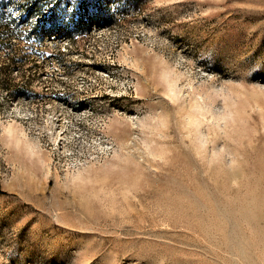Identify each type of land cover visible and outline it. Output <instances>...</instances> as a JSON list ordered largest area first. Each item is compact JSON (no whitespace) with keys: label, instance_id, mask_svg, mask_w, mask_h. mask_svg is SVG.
I'll use <instances>...</instances> for the list:
<instances>
[{"label":"rangeland","instance_id":"374dc122","mask_svg":"<svg viewBox=\"0 0 264 264\" xmlns=\"http://www.w3.org/2000/svg\"><path fill=\"white\" fill-rule=\"evenodd\" d=\"M0 45V264H264V0H0Z\"/></svg>","mask_w":264,"mask_h":264},{"label":"bare ground","instance_id":"6f19581e","mask_svg":"<svg viewBox=\"0 0 264 264\" xmlns=\"http://www.w3.org/2000/svg\"><path fill=\"white\" fill-rule=\"evenodd\" d=\"M92 97V96H91ZM63 107V106H62ZM89 107V106H88ZM79 109V108H78ZM83 109V108H82ZM62 110H64L65 111V109H62ZM70 110V109H69ZM86 110V109H85ZM93 110V109H92ZM81 111H83V110H81ZM80 111V112H81ZM90 111V110H89ZM94 111V110H93ZM75 113V112H74ZM79 113V112H78ZM82 113H84V112H82ZM92 113V112H91ZM57 114V113H56ZM55 114V115H56ZM60 114V113H59ZM76 114V113H75ZM93 114V113H92ZM63 115V114H62ZM85 115V114H84ZM31 116V115H30ZM88 116V115H87ZM92 116V115H91ZM63 117V116H62ZM65 117V116H64ZM76 117H77V115H76ZM84 117V116H83ZM89 117V116H88ZM79 118V117H78ZM82 118V117H81ZM63 119V118H62ZM76 119V118H75ZM58 120V119H57ZM83 120V119H82ZM82 120H79V121H82ZM64 121V120H63ZM71 121V120H70ZM85 121V120H84ZM45 122V121H44ZM47 122V121H46ZM65 122V121H64ZM73 122V121H72ZM100 122H102L103 123V121H100ZM99 123V122H98ZM102 123H101V125H102ZM47 124H52V128L54 129V127H53V123H51V120H50V123H48L47 122ZM69 124H70V122H69ZM63 125V124H62ZM66 124H64V126H65ZM44 126H45V124H44ZM55 126V125H54ZM61 126V125H60ZM70 126V125H69ZM69 126H68V128H69ZM99 126V125H98ZM103 126H105V125H103ZM42 127V126H41ZM59 127V126H58ZM72 127V126H71ZM74 127V126H73ZM80 127V126H79ZM44 128V127H43ZM49 128V127H48ZM51 128V127H50ZM63 128H65V127H63ZM75 128H77V127H75ZM100 128V127H99ZM6 129H8V127L6 128ZM5 129V130H6ZM67 128H65V130H66ZM98 129V128H97ZM44 131H45V129H43ZM48 130V129H47ZM73 130H75V129H73ZM50 131V130H49ZM52 131V130H51ZM56 131V130H55ZM80 131V130H79ZM81 131H83V130H81ZM88 131H90V130H88ZM95 131V130H94ZM93 131V132H94ZM101 131H103V130H101ZM54 132V131H53ZM70 132V131H69ZM76 132V131H75ZM86 132H87V130H86ZM92 132V131H91ZM90 132V133H91ZM97 132V131H96ZM9 133V132H8ZM7 133V135H9V134H11V133H9L8 134ZM40 133V132H39ZM83 133V132H82ZM98 133V132H97ZM86 134H88V133H86ZM96 134V133H95ZM101 134V133H100ZM12 136H13V133L11 134ZM11 135L9 136V137H11ZM45 135V134H44ZM47 135H50V134H47ZM47 135H45V136H47ZM68 135V137H69V134H67ZM93 135V134H92ZM92 135H91V137H92ZM105 135V134H104ZM51 136V135H50ZM74 136V135H73ZM83 136V135H82ZM93 136H95V135H93ZM98 136V135H97ZM101 135H99V137H98V147H97V149H96V151H94V152H92V153H87V155H83V154H81V153H79V151H77V150H75L74 151V149L72 148V146H71V148L69 147V146H66L67 144H66V140L68 139V138H66L67 136H66V133H64V129H62L61 127L59 128V130H58V132H57V135L55 136V139H54V141L52 142L53 143V146H52V149H53V159H52V162H53V164L52 165H54V167L55 168H58V170H60V171H62V173L64 172H66V173H68V172H76L77 170H79L81 167H83V166H85L86 164H88L89 162H92V161H97V160H100L102 157H104V156H106V155H108V154H110V152L114 149V145H115V143L111 140V139H108V137H106V138H104V137H100ZM107 136V135H106ZM71 137V136H70ZM78 137V136H77ZM88 137H90V136H88ZM47 138V137H46ZM97 138V137H96ZM52 139V137H50V140ZM70 139H72L73 140V138H70ZM81 139V138H80ZM83 139V138H82ZM81 139V140H82ZM17 140V139H16ZM49 140V141H50ZM78 140H79V138H78ZM89 140V139H88ZM97 140V139H96ZM18 141V140H17ZM16 141V142H17ZM74 142H76V141H74ZM85 142V141H84ZM93 143V142H92ZM82 144H84L83 142H82ZM75 145H76V143H75ZM77 145H79V144H77ZM81 145V144H80ZM87 145V144H86ZM89 145V144H88ZM93 145V144H92ZM92 145H90V147L92 146ZM94 145H95V143H94ZM82 146V145H81ZM79 146H77V148H78ZM86 147V146H85ZM89 147V146H88ZM94 147H96V146H94ZM30 148H32V147H30ZM76 148V147H75ZM83 148V147H82ZM32 150V149H31ZM80 150H81V148H80ZM83 150V149H82ZM90 150V149H89ZM91 151V150H90ZM30 154H31V152H30ZM92 164V163H91ZM54 169V168H53ZM79 177V176H78Z\"/></svg>","mask_w":264,"mask_h":264},{"label":"trees","instance_id":"16d2710c","mask_svg":"<svg viewBox=\"0 0 264 264\" xmlns=\"http://www.w3.org/2000/svg\"><path fill=\"white\" fill-rule=\"evenodd\" d=\"M2 48H3V46L0 45V49H2Z\"/></svg>","mask_w":264,"mask_h":264}]
</instances>
